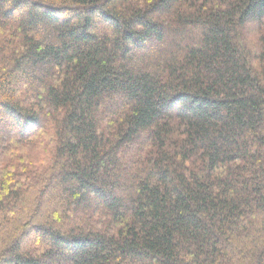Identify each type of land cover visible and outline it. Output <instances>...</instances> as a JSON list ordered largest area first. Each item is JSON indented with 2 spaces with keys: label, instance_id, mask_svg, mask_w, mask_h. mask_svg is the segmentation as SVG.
I'll use <instances>...</instances> for the list:
<instances>
[{
  "label": "trees",
  "instance_id": "obj_1",
  "mask_svg": "<svg viewBox=\"0 0 264 264\" xmlns=\"http://www.w3.org/2000/svg\"><path fill=\"white\" fill-rule=\"evenodd\" d=\"M0 264H264V0H0Z\"/></svg>",
  "mask_w": 264,
  "mask_h": 264
}]
</instances>
